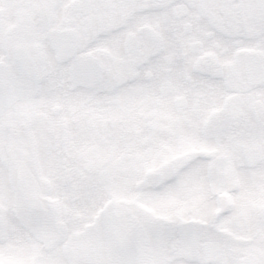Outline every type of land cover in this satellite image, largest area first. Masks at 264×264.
Masks as SVG:
<instances>
[{
  "label": "snow or ice",
  "instance_id": "1",
  "mask_svg": "<svg viewBox=\"0 0 264 264\" xmlns=\"http://www.w3.org/2000/svg\"><path fill=\"white\" fill-rule=\"evenodd\" d=\"M0 264H264V0H0Z\"/></svg>",
  "mask_w": 264,
  "mask_h": 264
}]
</instances>
